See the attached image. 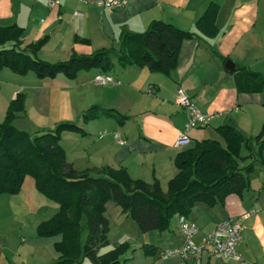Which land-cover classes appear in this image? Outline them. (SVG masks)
I'll return each mask as SVG.
<instances>
[{"label": "crops", "instance_id": "obj_1", "mask_svg": "<svg viewBox=\"0 0 264 264\" xmlns=\"http://www.w3.org/2000/svg\"><path fill=\"white\" fill-rule=\"evenodd\" d=\"M211 1L218 4V30L206 35L196 21ZM153 19L193 33L182 41L177 65L169 73L117 61L122 33L142 32ZM10 24L23 28L22 47L47 37L37 52L44 61L67 59L73 51L113 50L112 68L107 72L90 68L72 78L63 74L39 78L33 72L0 70V123L10 101L21 93L23 109L16 113L13 124L30 136L60 122L79 125L82 132L65 130L60 137L66 160L78 171L124 167L132 178L157 179L166 190L176 173L175 154L204 138L222 141L217 126L232 125L249 138L262 129L264 90H238L237 86L244 79H259L249 76L247 70L264 78V0H127L121 8L97 6L93 0H0V26ZM98 73L111 75L115 83H95ZM178 86L202 113L214 114L205 126L186 131L190 143L185 146L176 145L187 123L177 102ZM92 105L113 109L125 119L101 115L83 121V110ZM209 126L216 136L208 134ZM240 153L246 156L248 151L242 146ZM254 166L250 187L242 194H228L223 203L214 206L197 202L188 218L199 228L195 241L219 222L237 219L241 225L238 254L250 263L264 264V164L256 159ZM58 209V203L40 192L29 174L17 193L1 194L0 264H55L59 256L55 243L61 235L38 236L36 229ZM104 216L110 243L129 244L121 256L123 264H241L236 256L215 257L206 250L185 259L161 255L162 250L184 243L177 215L168 229L147 232H140L111 200L104 204ZM142 243L156 245L158 252L146 256Z\"/></svg>", "mask_w": 264, "mask_h": 264}, {"label": "trees", "instance_id": "obj_2", "mask_svg": "<svg viewBox=\"0 0 264 264\" xmlns=\"http://www.w3.org/2000/svg\"><path fill=\"white\" fill-rule=\"evenodd\" d=\"M218 4L211 1L197 19L196 27L206 35L217 32L215 18ZM23 28L17 24L0 26V70L9 68L19 74L33 72L39 78L58 74L72 78L77 72L95 68L103 72L112 68L111 48H100L88 54L71 52L67 59L48 62L37 57L46 42L43 37L22 47ZM193 33L172 23L151 20L138 33L123 32L117 61L122 65L147 66L150 71L169 73L177 65L182 41ZM86 41V40H84ZM257 81L242 80L238 90H264V78L247 70ZM23 109V96L18 93L7 107L0 123V195L17 193L26 175L35 180L36 188L59 205L58 211L40 222L38 236L61 235L55 243L59 253L55 264H74L87 258L92 264H123L121 256L128 250L126 242L110 243L104 204L111 200L139 228L140 232L163 231L175 215L187 216L194 204L208 206L223 203L228 194H242L250 187V174L257 159L264 164V124L257 135L249 138L234 126L216 127L222 141L204 138L178 151L173 159L175 175L163 190L157 179L145 182L132 178L124 167L110 166L78 171L66 160L60 145L65 130L80 131L72 122H60L53 129L30 136L14 126L13 120ZM101 115L123 121L125 116L113 109L92 105L83 110V121ZM244 146L248 154L242 156ZM252 159L247 162L248 159ZM83 232L86 233L81 240ZM146 256L158 252L156 245L142 243Z\"/></svg>", "mask_w": 264, "mask_h": 264}, {"label": "built area", "instance_id": "obj_3", "mask_svg": "<svg viewBox=\"0 0 264 264\" xmlns=\"http://www.w3.org/2000/svg\"><path fill=\"white\" fill-rule=\"evenodd\" d=\"M97 6L106 8H121L127 0H93ZM97 84H114L115 81L111 75L98 73L94 77ZM178 105L185 111L187 116L186 130L180 134L176 145L185 146L190 143V138L186 131L192 128L205 126L214 115L202 113L196 106L192 98L181 88H176ZM119 143L123 140L115 134ZM178 228L184 236L182 246L167 248L160 252L163 256H179L185 259L192 253L209 251L215 257L236 256L240 259L241 264H253L244 260L237 252L236 247L241 241V225L237 219L229 218L216 224L211 230L205 233L199 241L194 237L198 234L199 228L196 223L187 216H178Z\"/></svg>", "mask_w": 264, "mask_h": 264}, {"label": "rangeland", "instance_id": "obj_4", "mask_svg": "<svg viewBox=\"0 0 264 264\" xmlns=\"http://www.w3.org/2000/svg\"><path fill=\"white\" fill-rule=\"evenodd\" d=\"M207 131H208V134L216 136V133L214 132V130L210 126L207 128ZM85 235H86V233L83 232V234L81 236V240H84ZM74 264H92V263L87 258H81L78 262H76Z\"/></svg>", "mask_w": 264, "mask_h": 264}, {"label": "water", "instance_id": "obj_5", "mask_svg": "<svg viewBox=\"0 0 264 264\" xmlns=\"http://www.w3.org/2000/svg\"><path fill=\"white\" fill-rule=\"evenodd\" d=\"M226 63H228V62H226ZM227 66H229V65L227 64ZM228 70H233V68H231V69H230V68H228Z\"/></svg>", "mask_w": 264, "mask_h": 264}]
</instances>
